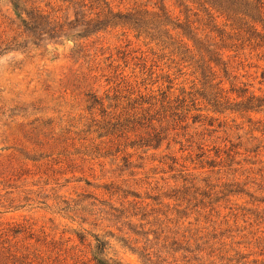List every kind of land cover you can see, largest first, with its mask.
Returning <instances> with one entry per match:
<instances>
[{"label":"rangeland","instance_id":"1","mask_svg":"<svg viewBox=\"0 0 264 264\" xmlns=\"http://www.w3.org/2000/svg\"><path fill=\"white\" fill-rule=\"evenodd\" d=\"M35 2L0 0V264H264V0Z\"/></svg>","mask_w":264,"mask_h":264},{"label":"trees","instance_id":"2","mask_svg":"<svg viewBox=\"0 0 264 264\" xmlns=\"http://www.w3.org/2000/svg\"><path fill=\"white\" fill-rule=\"evenodd\" d=\"M222 1V0H221ZM223 1H226L227 2V0H223ZM28 2H31L32 4V7L37 11V12H44L43 10H40V6H35V0H28ZM224 3V2H223ZM208 5H210V4H208ZM225 5H227V4H225ZM47 7V5H45L44 6V8H46ZM208 9L209 10H215V13H218L217 14V16L215 17L216 18V20H218L219 22H222L223 23V26L226 28V27H228V29L229 30H236L235 28H234V26H233V24L232 23H230V24H228V21H229V18L226 16V15H224L225 14V12L223 11V10H220V12H219V10H216L214 7H213V5H211V6H208ZM227 17V18H226ZM255 32H256V38L257 39H259V42L261 43V45H262V47L264 48V29H263V33H260L259 31H257V29H255ZM255 34V33H254Z\"/></svg>","mask_w":264,"mask_h":264}]
</instances>
